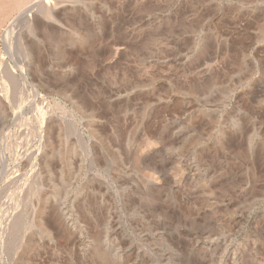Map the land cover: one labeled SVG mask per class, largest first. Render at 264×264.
<instances>
[{
    "label": "rangeland",
    "instance_id": "rangeland-1",
    "mask_svg": "<svg viewBox=\"0 0 264 264\" xmlns=\"http://www.w3.org/2000/svg\"><path fill=\"white\" fill-rule=\"evenodd\" d=\"M45 1L0 79V264H264V0Z\"/></svg>",
    "mask_w": 264,
    "mask_h": 264
},
{
    "label": "bare ground",
    "instance_id": "bare-ground-1",
    "mask_svg": "<svg viewBox=\"0 0 264 264\" xmlns=\"http://www.w3.org/2000/svg\"><path fill=\"white\" fill-rule=\"evenodd\" d=\"M34 1L38 2L39 0H0V79L4 78L7 80V82L10 85H13L14 87L16 86V81H14L9 77L8 72L10 71V65H9V52H8V34L9 31H16V26L18 25L16 20H19V23L21 22L22 26L28 31V30H32V26L30 24L29 21V16H26V18H24V14L29 12L30 9H32ZM56 1V0H55ZM45 2H51L50 0H47ZM44 2V3H45ZM68 2V1H67ZM62 5V4H61ZM42 6V5H41ZM48 15V14H47ZM51 18V17H50ZM16 21V22H15ZM34 29V28H33ZM17 33V32H16ZM32 33V32H31ZM20 34H16V39H17V43L19 45V47L21 48L20 50H22L21 52L24 53L26 52V46L23 45L22 41L20 40V36H18ZM26 50V51H25ZM30 53V52H29ZM32 55V54H31ZM32 57V56H31ZM34 57V56H33ZM38 57V56H37ZM31 70V69H30ZM37 71V70H36ZM31 72V71H30ZM34 75V74H33ZM43 75V74H41ZM44 76V75H43ZM48 82V81H47ZM0 93H2L1 90V86H0ZM3 95V94H2ZM1 96V95H0ZM1 98V97H0ZM28 124V123H26ZM34 126V125H33ZM40 126V125H39ZM38 126V127H39ZM30 127V125H29ZM36 130V129H35ZM27 131V130H26ZM25 131V132H26ZM28 132V131H27ZM11 191V190H10ZM20 191V190H19ZM37 192V191H36ZM9 193V192H8ZM33 194V192H31ZM22 194V193H21ZM8 195V194H7ZM12 195V194H11ZM16 196V195H15ZM33 196V195H32ZM10 198V197H9ZM32 198V197H31ZM18 199V198H17ZM25 199V198H24ZM23 199V200H24ZM25 201V200H24ZM27 201V199H26ZM28 202V201H27ZM31 202V200H30ZM37 202V201H36ZM14 203V202H12ZM11 203V205H12ZM19 203H21L19 201ZM11 205L9 207H11ZM16 205V204H14ZM17 206V205H16ZM14 206L12 205V208ZM42 206H39V208ZM15 208V207H14ZM37 208V207H36ZM76 208V207H75ZM8 209V208H6ZM10 210V209H9ZM31 210V209H30ZM43 210V208L40 210V216H41V211ZM21 211V210H20ZM35 211V210H34ZM5 212V211H4ZM44 212V211H43ZM16 214H19V212H14ZM24 213V212H23ZM22 213V214H23ZM28 213V212H27ZM34 213V212H33ZM9 214V213H7ZM5 215L6 217H8V215ZM32 214V213H31ZM36 214V212H35ZM13 215V214H12ZM21 215V213L19 214ZM39 215V213L36 214V216ZM1 216V215H0ZM11 216V215H10ZM33 216V214H32ZM12 217V216H11ZM16 217V216H15ZM18 217V216H17ZM20 217V216H19ZM18 217V218H19ZM22 217V216H21ZM34 217V216H33ZM39 217V216H38ZM4 218V217H3ZM11 218H9L10 220ZM21 219V218H20ZM37 219V218H36ZM41 220V219H38ZM44 220V219H43ZM41 220V223L42 221ZM13 222V220L11 221ZM2 223V222H1ZM15 223V222H14ZM6 224V222H5ZM4 225V224H3ZM12 226V225H11ZM16 226V224H15ZM19 226V225H18ZM26 226V225H25ZM43 226V225H42ZM13 227V226H12ZM21 226H19L18 228H20ZM44 227V226H43ZM15 228V227H13ZM2 229V228H1ZM5 229V228H4ZM22 229V228H21ZM45 229V228H44ZM16 230V229H15ZM20 230V229H19ZM8 231V230H7ZM12 233V232H11ZM16 234V232H15ZM10 235V234H9ZM13 236V235H12ZM5 237V236H4ZM3 237V238H4ZM10 237V236H9ZM16 237V236H15ZM16 242V241H15ZM14 242V243H15ZM17 243V242H16ZM6 244V243H5ZM10 246V245H9ZM4 247V246H3ZM8 254V253H7ZM13 254V253H12Z\"/></svg>",
    "mask_w": 264,
    "mask_h": 264
}]
</instances>
